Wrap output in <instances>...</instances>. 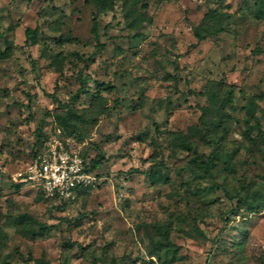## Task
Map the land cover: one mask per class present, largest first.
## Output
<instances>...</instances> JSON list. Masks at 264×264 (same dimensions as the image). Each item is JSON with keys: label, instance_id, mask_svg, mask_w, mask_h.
Masks as SVG:
<instances>
[{"label": "rangeland", "instance_id": "rangeland-1", "mask_svg": "<svg viewBox=\"0 0 264 264\" xmlns=\"http://www.w3.org/2000/svg\"><path fill=\"white\" fill-rule=\"evenodd\" d=\"M142 2L150 21L132 25L123 0H0V49L10 50L0 57V264H264V208L237 204L246 187L264 192V96L249 136L244 109L264 90V16L254 0ZM209 9L226 15L224 29L198 41ZM218 82L233 102L202 137L199 106L215 120ZM65 105L80 115L76 149L101 159L96 181L67 200L16 187L11 174L36 139L65 133L54 120ZM212 148L220 157L205 175ZM158 224L170 263L148 251Z\"/></svg>", "mask_w": 264, "mask_h": 264}, {"label": "trees", "instance_id": "trees-1", "mask_svg": "<svg viewBox=\"0 0 264 264\" xmlns=\"http://www.w3.org/2000/svg\"><path fill=\"white\" fill-rule=\"evenodd\" d=\"M125 4L128 3V8L125 11V16H129L130 23L132 25H136L138 23H141L143 21H150V17L145 14L143 11L136 10V6L139 5L140 7H144L145 3L142 2V0H123ZM256 8L254 10L256 17H263L264 16V0H254ZM112 7V3L108 6H102L99 8V10L103 9H110ZM225 14L222 11H217L216 9H209L204 13V16L202 20L199 22L198 25L193 27V35L194 37L200 41L204 39L207 36L215 35L221 31H223V21L225 18ZM91 32L97 41L96 50H102L104 49L105 45L103 42L99 41V32H98V22L96 18L94 17L92 20V27ZM26 37L29 39H33L34 36H36V30L35 29H29L27 28L26 31ZM10 53L9 48H5L4 50L0 49V57L8 56ZM81 85L79 88V91H85L84 87L86 84L85 78L80 79ZM218 87L210 88L209 94L212 98L215 100H218V106L216 108L217 117L214 121H207L204 118L206 108L203 105L199 106L200 109V115H199V122L201 123V127L203 129H199L198 131L201 132L202 137H205L206 131L210 129V127H213L214 130L218 126L224 125V108L231 104L233 102V91L231 88L227 89L225 92H221V87L223 86L222 82L217 83ZM78 94H74V98L77 97ZM264 96V90H262L258 95L250 96L245 105V122L248 125V128L245 130V134L249 136V132L251 131V127H253L251 124H249V121L255 118V109H256V99ZM63 112H56L54 114V120L59 126L62 131H64V134H61L60 136L67 147L76 149V144L74 143L72 135L75 133L77 128V122L76 120L80 117V115L69 105L64 106ZM102 110H105V107L102 108ZM223 127V126H222ZM60 131V130H59ZM261 131L260 128L256 127V135L260 137ZM207 136V135H206ZM47 135H41L36 139V141L33 143L34 150L31 152V156H34L37 152L41 151L43 148L44 141L48 138ZM209 135L207 138V141H211L212 137ZM177 143L181 148L189 151H193L195 153V148L190 144V142L186 139V136L184 134H178L176 135ZM217 140H214L216 144L218 143ZM212 142V141H211ZM77 150V149H76ZM80 156L84 160L85 168L91 171H94L96 167L99 166L101 159L100 158H91L88 159L84 155V153L80 150H77ZM220 157V153L213 150H210L207 156V160H203L199 162V167H201L205 175L211 174V168L214 164V161L217 160ZM163 179H167L166 174L160 175ZM20 185H24L21 183H15L16 187H19ZM88 187L81 188L78 187L74 190L73 197L75 194L80 193L81 191H84ZM245 194L238 196L237 204L245 207L249 211L258 212L261 209L264 208V192L262 193L258 189L248 190V187L245 188ZM69 197V198H71ZM67 198V199H69ZM65 199V200H67ZM31 220L33 223H35V220H33L29 215L27 214H19L17 216L18 223H23L26 220ZM43 227V226H42ZM157 232L161 235V238L155 241H152L151 247L149 248V254L155 256L157 259H162L164 262H171L174 259V252L175 248L172 246L171 241L168 238V227L162 226L161 224L156 225Z\"/></svg>", "mask_w": 264, "mask_h": 264}, {"label": "built area", "instance_id": "built-area-1", "mask_svg": "<svg viewBox=\"0 0 264 264\" xmlns=\"http://www.w3.org/2000/svg\"><path fill=\"white\" fill-rule=\"evenodd\" d=\"M11 179L34 187L46 198L67 199L76 188L91 186L96 174L85 168L76 149L53 135L44 141L41 151L11 174Z\"/></svg>", "mask_w": 264, "mask_h": 264}]
</instances>
